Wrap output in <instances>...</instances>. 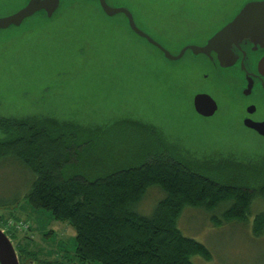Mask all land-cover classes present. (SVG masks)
Segmentation results:
<instances>
[{
  "label": "rangeland",
  "instance_id": "obj_1",
  "mask_svg": "<svg viewBox=\"0 0 264 264\" xmlns=\"http://www.w3.org/2000/svg\"><path fill=\"white\" fill-rule=\"evenodd\" d=\"M26 1L0 0V18L11 15ZM244 1L109 3L129 8L149 35L176 51L187 41H205L229 11H236ZM72 2L76 0H65L64 4ZM183 8L188 12L183 13ZM180 15L184 16L181 20L188 17V21L183 24ZM126 28L124 20L105 17L98 3L78 0L54 19L42 14L19 28L0 31V117L8 121L49 116L41 106L46 101L51 105L50 116L59 121L99 128L102 134L89 139L99 152L127 155V151L134 153L133 143L146 144L148 138L137 133L104 132L134 121L159 130L177 148V154H182L178 156L181 160L183 156H192L189 160L194 163L233 155L243 160L264 156V140L260 137L247 131L220 137L217 127L222 124L218 122L221 118H204L196 113L194 98L206 89L200 88L199 70L186 66L195 67L201 59L168 62ZM81 48L85 55L78 54ZM29 181L30 175L19 163L0 164V227L19 252L80 261L75 228L67 221H57L49 211L31 207L26 197ZM163 198L159 189H152L136 211L152 216ZM225 210L223 207L212 214L187 208L183 212L178 228L185 237L205 245L213 256L211 261L193 257V264H264V237L256 238L253 229L254 217L264 212V201L254 202L252 216L245 224L217 226L213 218L223 220Z\"/></svg>",
  "mask_w": 264,
  "mask_h": 264
},
{
  "label": "trees",
  "instance_id": "obj_2",
  "mask_svg": "<svg viewBox=\"0 0 264 264\" xmlns=\"http://www.w3.org/2000/svg\"><path fill=\"white\" fill-rule=\"evenodd\" d=\"M183 17L184 24L188 17ZM78 54L85 55V49ZM41 106L49 116L10 119L0 128V164L22 165L30 175L26 197L31 207L71 223L77 232L76 256L83 263L193 264V257L211 261L210 250L178 228L185 209L213 214L225 207L223 220L213 218L217 226L245 224L254 202L264 201V156L181 160L182 154L159 130L134 121L104 132L137 133L148 138L146 144L133 143L134 153L127 155L99 152L89 141L102 134L99 128L59 121L50 116V104ZM152 189L164 198L152 216H144L136 207ZM253 229L256 238L264 237V212L254 217Z\"/></svg>",
  "mask_w": 264,
  "mask_h": 264
},
{
  "label": "water",
  "instance_id": "obj_3",
  "mask_svg": "<svg viewBox=\"0 0 264 264\" xmlns=\"http://www.w3.org/2000/svg\"><path fill=\"white\" fill-rule=\"evenodd\" d=\"M65 0H27L25 5L12 13L11 15L0 18V31L8 30L12 27L19 28L27 20L38 18L45 14L46 18L54 19L57 15L64 13L66 8L73 7L76 2L69 5L64 4ZM83 2H96L105 17L110 19H122L130 33L135 36L146 46L156 49L168 62H184L201 59V64H196L197 68L201 65L210 64L214 54L217 55L218 61L222 67L233 65L239 59L234 51L245 45L243 42L248 41L251 45L264 48V0H247L244 1L235 18L221 28L215 35L205 41H187L176 51H171L161 42L149 35L138 23L134 13L126 7H113L110 0H79ZM100 13V12H99ZM71 23L73 22L70 21ZM64 30V28L61 27ZM204 44V45H203ZM243 44V45H242ZM250 45V46H251ZM147 46V47H148ZM190 60V61H191ZM199 70V69H198ZM201 77L202 71H197ZM209 72V71H208ZM195 73V71H193ZM259 73L264 77V61L259 68ZM196 77V75H194ZM254 76L249 77L252 84ZM252 85H249L250 90ZM194 108L200 117L211 118L219 110L218 102L207 93H200L194 98ZM246 126L260 136L264 137V122L246 121ZM217 135H220L219 133ZM220 137H225L220 135ZM0 263L1 264H20L19 256L15 245L8 234L0 228Z\"/></svg>",
  "mask_w": 264,
  "mask_h": 264
},
{
  "label": "flooded vegetation",
  "instance_id": "obj_4",
  "mask_svg": "<svg viewBox=\"0 0 264 264\" xmlns=\"http://www.w3.org/2000/svg\"><path fill=\"white\" fill-rule=\"evenodd\" d=\"M240 8L234 12L229 11V16L223 19L207 39L230 23ZM243 44L241 49H234L239 59L231 66L222 67L215 54L210 64L198 66V69L203 72L198 80L203 83L200 88L206 89L202 93L211 95L219 104V110L213 117L218 116L215 120L221 118L218 122L222 124L217 127L220 135L228 136L236 134L237 131H247L264 140V137L246 126L247 120L264 122V77L259 73V68L264 61V48L251 45L248 41ZM250 76H254L252 84L248 80ZM249 85H252L250 90H248ZM5 120L0 117L2 128L8 124ZM17 252L20 264H87L63 257L45 259L30 252L22 253L19 250Z\"/></svg>",
  "mask_w": 264,
  "mask_h": 264
}]
</instances>
